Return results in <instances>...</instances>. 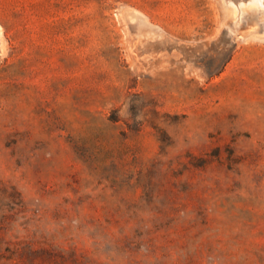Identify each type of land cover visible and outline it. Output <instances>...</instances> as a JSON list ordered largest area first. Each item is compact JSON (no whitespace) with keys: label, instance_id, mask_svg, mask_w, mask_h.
I'll use <instances>...</instances> for the list:
<instances>
[{"label":"rangeland","instance_id":"1","mask_svg":"<svg viewBox=\"0 0 264 264\" xmlns=\"http://www.w3.org/2000/svg\"><path fill=\"white\" fill-rule=\"evenodd\" d=\"M0 0V264H264V7Z\"/></svg>","mask_w":264,"mask_h":264},{"label":"bare ground","instance_id":"2","mask_svg":"<svg viewBox=\"0 0 264 264\" xmlns=\"http://www.w3.org/2000/svg\"><path fill=\"white\" fill-rule=\"evenodd\" d=\"M226 1V4L230 6L232 11L236 12L235 20L239 18V9L241 7L247 6L249 4H256V5H261L264 7V0H224Z\"/></svg>","mask_w":264,"mask_h":264}]
</instances>
